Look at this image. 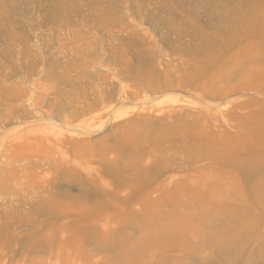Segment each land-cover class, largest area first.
<instances>
[{
    "label": "rangeland",
    "instance_id": "obj_1",
    "mask_svg": "<svg viewBox=\"0 0 264 264\" xmlns=\"http://www.w3.org/2000/svg\"><path fill=\"white\" fill-rule=\"evenodd\" d=\"M0 264H264V0H0Z\"/></svg>",
    "mask_w": 264,
    "mask_h": 264
}]
</instances>
